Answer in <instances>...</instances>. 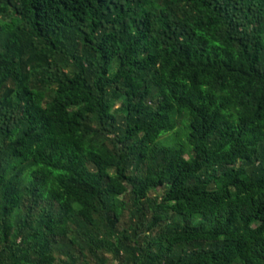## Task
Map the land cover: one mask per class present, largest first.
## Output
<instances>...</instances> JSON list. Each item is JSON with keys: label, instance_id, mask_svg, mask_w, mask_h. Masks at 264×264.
<instances>
[{"label": "trees", "instance_id": "obj_1", "mask_svg": "<svg viewBox=\"0 0 264 264\" xmlns=\"http://www.w3.org/2000/svg\"><path fill=\"white\" fill-rule=\"evenodd\" d=\"M0 264H264V0H0Z\"/></svg>", "mask_w": 264, "mask_h": 264}, {"label": "rangeland", "instance_id": "obj_2", "mask_svg": "<svg viewBox=\"0 0 264 264\" xmlns=\"http://www.w3.org/2000/svg\"><path fill=\"white\" fill-rule=\"evenodd\" d=\"M184 133L185 132H181L180 126L179 127L176 126L171 135L165 134L166 137H164L165 135H162V137H160L159 140L160 142L163 143L178 145L182 140H184L185 138Z\"/></svg>", "mask_w": 264, "mask_h": 264}]
</instances>
